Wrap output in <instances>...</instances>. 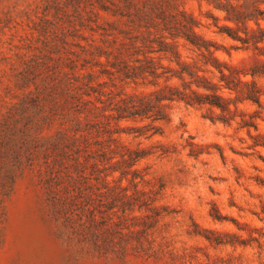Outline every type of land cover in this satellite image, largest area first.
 I'll return each mask as SVG.
<instances>
[{"label": "rangeland", "instance_id": "1", "mask_svg": "<svg viewBox=\"0 0 264 264\" xmlns=\"http://www.w3.org/2000/svg\"><path fill=\"white\" fill-rule=\"evenodd\" d=\"M87 1L0 0V126L5 124L0 132L8 144L0 150L3 156L13 159L18 153L26 159L28 148L21 143L62 128L60 84L64 74L73 72L66 59L81 68V58L75 55L77 45L85 42L77 36L87 39L88 29L94 28ZM170 1L195 19V32L215 43L220 61L248 74L263 72L264 49L236 50L237 42L218 33L233 25L205 0ZM100 16L98 23L110 24L112 32L124 29L118 15ZM260 26L264 28V22ZM253 81L260 90V108L244 103L238 110L257 115L256 131L249 133L259 135L263 146L253 147L247 131L238 129V118L225 126L211 120L217 110L209 113L179 103L167 107L165 121L156 124L160 135L121 138L130 149L152 152L136 165L148 182L139 189L153 198L151 190H159L149 205L151 227L141 238V256L99 257L65 240L61 221L47 203L44 152L39 150L37 164L15 175L5 202L0 264H264V79ZM44 117L49 120L43 128L31 129V118L34 122ZM157 212L161 216L154 218Z\"/></svg>", "mask_w": 264, "mask_h": 264}, {"label": "trees", "instance_id": "2", "mask_svg": "<svg viewBox=\"0 0 264 264\" xmlns=\"http://www.w3.org/2000/svg\"><path fill=\"white\" fill-rule=\"evenodd\" d=\"M205 1L233 25L218 33L237 42L236 50L264 49V28L260 26L264 0ZM87 3L94 28L88 29L91 35L87 39L77 36L85 42L77 45L79 54L75 55L77 60L81 58V68L66 59L69 70L77 72L64 74L60 84L62 128L49 137L29 136L30 144L21 143L28 148L26 159L18 153L13 159L0 153V243L5 202L15 175L34 167L39 161L37 152L42 151L47 203L61 221L65 240L99 257L141 256V238L151 227L149 205L159 190H151L153 198L139 189L148 182L136 165L152 152L130 149L121 138L149 140L160 135L156 124L165 121L167 107L179 103L209 113L217 110L219 114L211 120L225 126L238 118V129L247 131L253 147L263 146L259 135L249 133L250 129L256 131L257 115L245 114L238 105L250 103L260 108L261 94L253 80L264 79V65L260 66L263 72L248 74L220 61L215 43L197 34L195 19L170 0ZM100 13L118 15L124 29L112 32L110 24H99ZM247 75L252 81L243 80ZM127 88L132 92L126 93ZM46 120L49 118L33 122L31 118V129L40 130ZM2 133L0 150L8 145ZM159 150L162 155L167 153Z\"/></svg>", "mask_w": 264, "mask_h": 264}]
</instances>
